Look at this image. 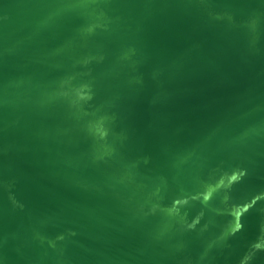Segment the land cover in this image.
<instances>
[{"label":"water","instance_id":"1","mask_svg":"<svg viewBox=\"0 0 264 264\" xmlns=\"http://www.w3.org/2000/svg\"><path fill=\"white\" fill-rule=\"evenodd\" d=\"M0 264H264V0H0Z\"/></svg>","mask_w":264,"mask_h":264}]
</instances>
